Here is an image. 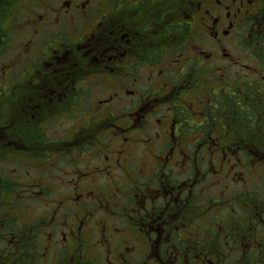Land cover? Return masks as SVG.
Returning a JSON list of instances; mask_svg holds the SVG:
<instances>
[{
    "label": "flooded vegetation",
    "instance_id": "af4514ba",
    "mask_svg": "<svg viewBox=\"0 0 264 264\" xmlns=\"http://www.w3.org/2000/svg\"><path fill=\"white\" fill-rule=\"evenodd\" d=\"M4 3L0 259L264 264V0Z\"/></svg>",
    "mask_w": 264,
    "mask_h": 264
},
{
    "label": "rangeland",
    "instance_id": "374dc122",
    "mask_svg": "<svg viewBox=\"0 0 264 264\" xmlns=\"http://www.w3.org/2000/svg\"><path fill=\"white\" fill-rule=\"evenodd\" d=\"M1 5L3 7L0 9V31L1 32H6V33L9 31L8 33H10V35L14 36V34L10 32V29H8L9 27H11L10 20H12V18H13V16H11V14L13 13L12 12L13 9H11L12 5L10 3H7V4L4 3V4H1ZM20 14H23L21 12V10H19V12H18L19 18H21L23 16V15L20 16ZM13 21H14V19H13ZM1 67H2V64L0 62V74H1V71H2ZM9 84H10V82L8 80H6V79H3L2 83H1L2 87L7 86ZM53 129H54L52 131V134H54L53 137H57V135L59 134V130H61V124L54 125ZM8 135H10V133ZM21 148L25 149L24 147L19 146V149H21ZM0 161H2V163H0V175H3V176H1L3 179H5L7 177V180H9V178H8V177H10L9 175H13L12 171L14 170L15 163L4 162L3 159L0 160ZM12 181L14 183V177H12ZM22 181L30 182L31 180L29 181L25 176H23L22 177ZM248 183H249V181H248ZM2 185H4L3 187H5V186L6 187H10V185L8 183H6V182H4ZM225 185H227V184H225ZM254 185H255V182H250L249 185H247L245 187H251V186H254ZM211 188H212V186H211ZM231 188L233 189L234 187L232 185H229V189H231ZM247 190H250V189H247ZM30 197L31 196L28 197L29 200L26 199V198L25 199L19 198V201L17 200L16 202L18 204L17 208L20 209L21 212L25 210L26 212L30 213L31 216H32V219L34 218L33 214H34L35 211H36L35 213L42 214L43 203H48V204L49 203H53V200H54V199H48V201H46V202H44V201L39 202L38 201L39 195L37 197V200H35V201H34L33 198H32L33 199L32 200ZM51 197L52 198L53 197H57V195L54 193L53 195H51ZM30 219H31L30 216L29 217H25V218H23V217L21 218V220L25 224H29ZM21 226H22V223H19V228H21ZM2 241L3 240L0 239V253H2L3 255L7 253V255H9V252H10V249H9V246H8L9 240H7L8 241L7 243L5 241H3V242ZM0 257H1V254H0Z\"/></svg>",
    "mask_w": 264,
    "mask_h": 264
},
{
    "label": "trees",
    "instance_id": "16d2710c",
    "mask_svg": "<svg viewBox=\"0 0 264 264\" xmlns=\"http://www.w3.org/2000/svg\"><path fill=\"white\" fill-rule=\"evenodd\" d=\"M0 175V213L5 211L4 206L2 207L3 204H10V203H14V198L16 197V194L14 193V183H12V177H8L9 180H7V177L5 179H3ZM4 182L8 183L10 185V187H3L4 185H2ZM4 188H9L11 190V193L8 194H4L3 191L1 189ZM9 197V198H8ZM19 198H24L25 195L22 194H18ZM8 198V199H7ZM18 198V199H19ZM0 225H3V228L6 230H10L12 231V229L14 228V222H8L5 217L0 218ZM5 261V262H4ZM9 264V260L8 258H4V259H0V264Z\"/></svg>",
    "mask_w": 264,
    "mask_h": 264
}]
</instances>
